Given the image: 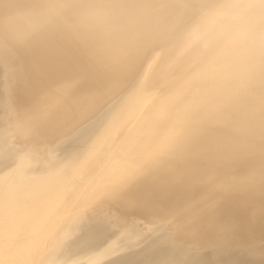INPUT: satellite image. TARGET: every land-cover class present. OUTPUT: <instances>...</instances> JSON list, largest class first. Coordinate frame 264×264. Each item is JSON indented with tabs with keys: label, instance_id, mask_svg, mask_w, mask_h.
I'll return each mask as SVG.
<instances>
[{
	"label": "bare ground",
	"instance_id": "obj_1",
	"mask_svg": "<svg viewBox=\"0 0 264 264\" xmlns=\"http://www.w3.org/2000/svg\"><path fill=\"white\" fill-rule=\"evenodd\" d=\"M0 264H264V0H0Z\"/></svg>",
	"mask_w": 264,
	"mask_h": 264
}]
</instances>
